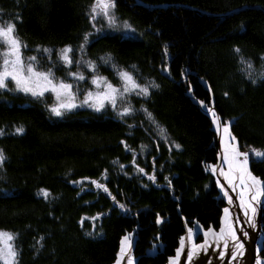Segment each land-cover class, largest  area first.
I'll use <instances>...</instances> for the list:
<instances>
[{
	"label": "trees",
	"instance_id": "1",
	"mask_svg": "<svg viewBox=\"0 0 264 264\" xmlns=\"http://www.w3.org/2000/svg\"><path fill=\"white\" fill-rule=\"evenodd\" d=\"M92 3L0 0V21L19 18L25 53L38 57L41 70L56 62V78L69 80L67 72L74 65H61L56 53L65 45L77 47L82 34L91 31L86 13ZM141 4L179 6L148 9ZM115 11L139 37L95 34L83 58L112 81L115 71L126 70L149 85L148 97L129 98L132 114L121 117L106 106L101 112L77 108L55 117L48 110L50 94L38 100L0 92V149L5 156L0 164V229L16 236L19 264H113L127 231L135 234L138 264H166L195 222L205 230L218 229L225 201L206 168L218 163L220 147L200 101L214 107L222 121H232L231 132L242 150H264V80L259 78L264 69V0H116ZM37 46L53 49L51 59ZM109 54L106 64L101 58ZM241 56L254 67L248 69ZM153 82L159 87L152 88ZM143 108L166 129L167 139ZM20 126L24 132L17 134ZM250 168L264 178V163L250 161ZM153 173L155 183L148 179ZM84 177L89 179L83 185L71 183ZM91 180L105 184L126 210ZM41 189L49 191L47 199ZM98 213L103 214L99 219H84L81 225L82 218ZM258 225L264 256V204ZM154 245L157 251L150 253Z\"/></svg>",
	"mask_w": 264,
	"mask_h": 264
},
{
	"label": "snow or ice",
	"instance_id": "2",
	"mask_svg": "<svg viewBox=\"0 0 264 264\" xmlns=\"http://www.w3.org/2000/svg\"><path fill=\"white\" fill-rule=\"evenodd\" d=\"M116 0H93V3L89 5V10L86 13L88 17L89 24L91 25L94 32H85L82 34L83 42L79 44L78 50L81 54L85 53L87 45L92 42L90 37L94 33H100L103 28H98L96 25L102 19L106 22L107 27L112 30L113 35H118L121 40H134L137 39L136 29L128 22H120L116 15ZM2 12V10H0ZM22 22L19 20H9L8 22L0 21V92H16L23 93L26 96H31L36 99H42L45 97L46 93H51L55 97V103L48 107L50 113L55 117H63L67 113L72 112L78 107L87 106L92 108L96 112H101L110 105L113 109H116L118 101L123 97L129 95L131 92H136L137 95H142L143 97H148L150 95L149 85H141L136 83L133 75L127 71H122L119 73L123 81L122 87H117L113 85L106 77H101L94 75L91 83L96 85L98 91L92 92L87 91L84 94V98L80 104L76 103L77 92L73 90L74 85L72 83L66 82L64 79L57 80L55 76L54 69L56 68V62L52 63L46 71L39 70L38 57L29 56L27 59L24 58L22 49H27L28 45L20 38L17 23ZM142 35V34H141ZM168 46H164L165 55H167ZM37 51H42L48 54L49 59L53 55V49L37 46ZM77 51L72 45H65L56 53L57 61L68 67L69 69L73 64H80V61L75 60L73 53ZM234 51L239 54L241 49L236 47ZM104 63L111 61L110 54L107 57L101 58ZM264 60V57L260 58ZM240 62L247 65L248 69H252L254 65L250 60H245L243 56L240 57ZM86 66L93 72L97 70V65L93 61H87ZM135 67V66H133ZM167 71V67L164 69ZM67 75L72 76L76 80H84L85 77L82 73L68 71ZM250 81L255 84L257 79L252 77V73L249 71L247 73ZM259 78L264 80V69L259 73ZM9 82L14 84V87H9ZM131 84V87H129ZM152 88H158L159 85L154 82L151 84ZM209 87V91H210ZM227 95V93H225ZM202 107L206 108V111L210 113L212 117V123L215 126L217 132H220L221 125L223 124V130L221 133L220 143L222 145L221 161L220 167L216 165L210 166V171L213 175L219 174L226 181L225 184H221L217 180V185L220 187L222 195L227 199L228 205L231 207L235 204L233 196L229 194V189L231 192L235 193V200L238 207L244 217V222L252 229L257 228L256 216L258 212V206L264 204V178L254 175L250 168L251 163H264V150H259L249 146L248 150H242L236 136L231 132L232 121H222L221 117L212 107H207L204 101H200ZM134 109L129 106L119 112L118 115L121 117L132 114ZM146 113L147 118L152 121L160 129L161 135L167 139L166 129L155 121V118L147 108H143ZM17 134H22L24 128L22 126L15 129ZM3 131L0 130V135ZM226 138V139H225ZM125 143V142H121ZM174 143V142H173ZM176 149H180L181 145L174 144ZM128 145L125 144V148L128 149ZM5 160L3 154V149H0V164ZM116 163V161H113ZM135 163V160L133 161ZM223 165L227 166V170H224ZM123 168V165H120ZM139 173H145L144 168H138ZM146 174V173H145ZM104 178H107V169L102 174ZM88 177H84L81 180H73V184L83 185ZM148 179L153 183L156 182V174L153 173L148 175ZM168 185L171 186V180L167 176L164 177ZM90 183L97 189H102L105 193L111 196L112 200L117 203L121 209L126 210V206L119 204L116 200V196L112 195L108 187L101 183L99 180H91ZM40 193L45 199L50 195L49 191L46 189H41ZM230 207H225L223 209V217L220 221L219 230H215L213 227L209 226L206 230H203V242H194V228H187V237H181L179 241V247L175 250V255L169 257V264H179L181 255L186 247V240L190 243V247L187 251V264H192L193 258L198 256L201 251L207 253L209 247L213 244L217 248L222 249L219 252V257L221 260L224 259L226 253L231 247V259L235 261L237 257H243L245 249V241L249 240V232L242 226L237 228L236 225L241 223V218L239 215H235L230 211ZM103 215L98 213L95 217H85L82 218L80 223L83 225L84 219L97 220ZM156 223H162V219L157 214ZM187 223V222H186ZM95 227V225H93ZM195 227V233L198 234L202 230V226L197 224ZM238 231L242 233L238 235ZM92 235V233H87ZM16 236L6 230L0 229V264H19V250L15 247L14 241ZM43 240V237H41ZM231 242V244H230ZM133 246V240L131 234L125 235L120 240V248L117 253L115 264H122L123 261H127V264H138L135 258L131 254V249ZM255 251L257 253L255 264H264V259L259 256L261 248L259 244L256 245Z\"/></svg>",
	"mask_w": 264,
	"mask_h": 264
},
{
	"label": "water",
	"instance_id": "3",
	"mask_svg": "<svg viewBox=\"0 0 264 264\" xmlns=\"http://www.w3.org/2000/svg\"><path fill=\"white\" fill-rule=\"evenodd\" d=\"M141 6L144 7V8H148V9H157V8H161V7H165V6L177 7V6H179V4H161V5H157V4H143L142 5L141 4ZM225 14L226 13L220 14L218 16H224ZM212 108H214V107H212ZM203 110L206 111V108L203 107ZM209 116L211 117V115H209ZM222 130H223V128L221 127L220 132H217V130L215 128V131H216V134H217V138H218V144H219V147H220L219 161H218V163H216L217 167H220V156H221V153H222V145L220 143ZM244 150H248V149H244ZM206 169H207V171L211 172L210 171V167L206 168ZM214 177L217 180H219L221 184H225L226 185V182L223 181L222 176H219L218 173H217V175H214ZM229 194L233 196L235 204H238V201L235 200V193L231 192V189H229ZM220 195H221V198L227 204V207H230L228 205V203H227V199L223 197L221 190H220ZM235 204L230 207V211H232L234 213V217L233 218H235V215H239L240 218H241V223L239 225H236V227L239 228V227L242 226L244 229H246L249 232V236L251 237L249 240L245 241V249H246V251H245L242 259H245L246 258V253L249 252L248 256L250 257V254L252 256V261L250 263V264H252V262L255 261V258H256V255H257V253L255 251L256 245L259 244V246L261 248V244H262L261 240H262V237H263V232L260 230V226L258 225L259 209H260L261 205L258 206V212H257V216H256L257 228L256 229H252V228H250L248 226V224L246 222H244V217L242 216V214L240 212V209L238 207H236ZM223 215H224V213H223V210H222L220 221H221V218L223 217ZM196 224H197V222H195V224L193 225L194 238L197 235L195 233V227H194ZM198 225L200 226L199 223H198ZM133 233H134L133 231H131L130 233L127 232V234H131V238L133 240V245H134L135 237H133ZM238 235L242 236V233H240L238 231ZM202 236H203V230H202ZM182 237H185V238L187 237V231ZM121 238H120V240H121ZM202 242H198L197 244L202 243ZM230 244H231V242H230ZM189 247H190V243H188L187 240H186V247H185L184 252L181 255V259H180L179 264H187V251H188ZM119 248H120V241H119ZM119 248H118V252H119ZM221 250H223L222 246H221V248H217L213 244L211 247H209L207 253L201 251L198 256H195L193 258L192 264H229V260L231 259V255H230L231 247L229 248V250L226 253V255H225L223 260H221L220 257H219V252ZM251 250H252V253H251ZM131 254L133 256V246H132V249H131ZM134 258L136 259V257H134ZM242 259H241V257H237V259L235 261H232V264H242ZM113 264H115V261L113 262ZM122 264H127V261L126 260L123 261ZM168 264H169V262H168Z\"/></svg>",
	"mask_w": 264,
	"mask_h": 264
},
{
	"label": "rangeland",
	"instance_id": "4",
	"mask_svg": "<svg viewBox=\"0 0 264 264\" xmlns=\"http://www.w3.org/2000/svg\"><path fill=\"white\" fill-rule=\"evenodd\" d=\"M119 21H120V22H123V21L120 20V19H119ZM96 26H97L98 28H101V27H102V28H103V31L100 32V33H94V35H95V34H103V33L113 34L112 30L109 29V28L107 27L106 22L103 21L102 19L100 20L99 23H97ZM90 32H94V30L91 29ZM94 35H93V36H94ZM137 37H139V36H137ZM91 38H92V37H90V39H91ZM78 46H79V45H78ZM78 46L75 47V49H77V51H75V52L73 53V57H74L75 60L80 61V64H79V65H77V64H73V65H74V69L71 70V71H72V72H77V73H82V74L84 75L85 79H84V80H76V79H74L72 76H69V75H68L69 80H65V81L68 82V83H72V84L74 85L73 90L77 92V97H78L77 100H76V103H77V104H80L81 101H82L83 98H84V94H85L87 91L96 92V91L100 90V89L97 88L96 85H93V84L91 83L93 76H94V75H98V76H101V77H106V76H104V75L98 73L97 71L93 72L91 69H89V68L86 66V62H87V61L84 60V58H83V54H81V53L79 52V50H78ZM22 53H23V56H24L25 59H27V57H29V56H34L33 54H26L25 51H24V49H22ZM39 70H41V69H39ZM41 71H45V70H41ZM69 71H70V70H69ZM122 71H126V70L115 71V77H116V78H115L114 81L108 79L107 77H106V78H107V79H108L113 85H116L117 87H122V85H123V81H122L121 77L119 76V73L122 72ZM127 72H128V71H127ZM59 79H60V78H57V80H59ZM135 81H136V83H139L136 79H135ZM12 84H13V83H12ZM139 84H140V83H139ZM141 85H142V84H141ZM13 86H14V84H13ZM129 87H131V84H129ZM46 94H50V95L52 96V104L55 103V97H54V95L51 94V93H46ZM136 95H137L136 92H131L129 95H127V96H123V97L118 101V104H117L116 110L119 111V112H121V111H123L124 108L129 107V98H130V97H133V96H136ZM52 104H51V105H52ZM107 106L111 107L110 105H107ZM207 107H212V106H207ZM78 108H89V107H87V106H83V107H78ZM76 109H77V108H76ZM91 109H92V108H91ZM214 109H215V108H214ZM74 110H75V109H74ZM215 111H216V110H215ZM206 112H207V111H206ZM207 114L210 115V113H208V112H207ZM209 117H210V116H209ZM210 119H211V122H212V117H210ZM212 127H213V129L215 130V126L213 125V123H212ZM221 127L223 128V124L221 125ZM225 139H226V138H225ZM221 164H222V161H221V156H220V166H221ZM212 165H216V164H211V165H209L207 168H209V167L212 166ZM223 167H224V170L226 171V170H227V166H226V165H223ZM206 170H207V169H206ZM207 172L209 173L210 182H212V181L215 182V185H216V187H217V189H218V196L221 197V195H220V190H221V189H220V187L217 185V179L214 177V175H213L211 172H209V171H207ZM253 174H254V175H257V174H255V173H253ZM257 176H259V175H257ZM222 178H223V177H222ZM223 181H225L224 178H223ZM225 182H226V181H225ZM225 207H227V204H226V203H225V205L223 206L222 210H223ZM240 212H241V214H242V216H243V213H242L241 210H240ZM221 213H222V212H221ZM192 227H193V226H192ZM202 230H205V229L202 228ZM202 230H201V231L195 236V238H194V242H195V243H198V242H202V241H203ZM215 230L218 231L219 228H218V229H215ZM261 231H262V230H261ZM8 232H9V231H8ZM127 232L130 233L131 231H127ZM127 232H125L122 236L128 235ZM199 234H201L202 239L197 240ZM133 237H135V234H134V233H133ZM261 243H262V240H261ZM118 248H119V247H118ZM177 248H178V247H177ZM148 251H149L150 253H155V252L157 251V246L154 245L152 248L148 249ZM117 252H118V251H117ZM174 255H175V254H174ZM174 255H172V256H174ZM172 256H171V257H172ZM259 256H260L262 259H264V256L261 255V253H259ZM133 257H136V256L134 255V253H133ZM255 259H256V258H255ZM135 260H136V259H135ZM168 262H169V260L167 261L166 264H168ZM252 264H255V261H253Z\"/></svg>",
	"mask_w": 264,
	"mask_h": 264
},
{
	"label": "flooded vegetation",
	"instance_id": "5",
	"mask_svg": "<svg viewBox=\"0 0 264 264\" xmlns=\"http://www.w3.org/2000/svg\"><path fill=\"white\" fill-rule=\"evenodd\" d=\"M251 253H252V250H251ZM249 255V252L246 253V258L245 259H242V264H250L251 261H252V256L250 254V257L248 256Z\"/></svg>",
	"mask_w": 264,
	"mask_h": 264
}]
</instances>
